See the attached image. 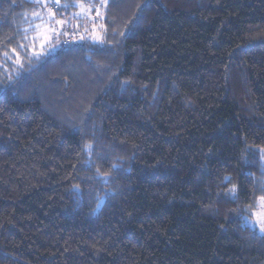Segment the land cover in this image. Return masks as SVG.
I'll return each mask as SVG.
<instances>
[{
  "label": "trees",
  "instance_id": "obj_1",
  "mask_svg": "<svg viewBox=\"0 0 264 264\" xmlns=\"http://www.w3.org/2000/svg\"><path fill=\"white\" fill-rule=\"evenodd\" d=\"M105 2L38 57L0 0V264H264V0Z\"/></svg>",
  "mask_w": 264,
  "mask_h": 264
},
{
  "label": "rangeland",
  "instance_id": "obj_2",
  "mask_svg": "<svg viewBox=\"0 0 264 264\" xmlns=\"http://www.w3.org/2000/svg\"><path fill=\"white\" fill-rule=\"evenodd\" d=\"M29 1L37 4L35 12L30 16L33 24L26 29L29 50L32 55L49 56L56 54L68 45L96 44L105 38V27L101 20L103 19L105 0H100L98 6H95L94 0H86L87 2H84L83 6L78 5L75 10L71 9L67 15L57 12L60 5L51 4L52 0ZM58 21H63V23H58ZM16 65L18 66L19 62H16ZM262 162L264 165V152L262 153ZM261 216H264V202L262 201L258 203L257 210L246 221V224L264 236V231H261L259 226Z\"/></svg>",
  "mask_w": 264,
  "mask_h": 264
},
{
  "label": "snow or ice",
  "instance_id": "obj_3",
  "mask_svg": "<svg viewBox=\"0 0 264 264\" xmlns=\"http://www.w3.org/2000/svg\"><path fill=\"white\" fill-rule=\"evenodd\" d=\"M56 3H59V0H55ZM54 15V13H53ZM58 23H63V21H58ZM232 192L236 191V187L233 186V188L231 189ZM262 200H264V197H261ZM99 206V204H98ZM259 226L261 228V231H264V216H261L259 219Z\"/></svg>",
  "mask_w": 264,
  "mask_h": 264
}]
</instances>
